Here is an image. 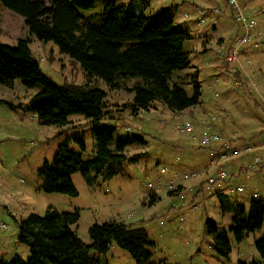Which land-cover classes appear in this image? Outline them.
Returning <instances> with one entry per match:
<instances>
[{"label": "rangeland", "instance_id": "rangeland-1", "mask_svg": "<svg viewBox=\"0 0 264 264\" xmlns=\"http://www.w3.org/2000/svg\"><path fill=\"white\" fill-rule=\"evenodd\" d=\"M219 2H224L226 8L221 7L223 13L216 25L209 10L202 14L197 7L204 8L203 0L117 2L118 6H132L138 15L165 12L174 17L179 30L189 31L191 38L183 42L182 49L189 54L190 65L174 72L172 79L189 97L197 86L202 95L199 105L183 112H173L155 102L149 110L135 113V93L128 90L135 79H121V88L95 79L92 86L106 93L107 115L99 123L73 114L65 126H46L28 110L39 87L28 88L20 80L0 84V259L11 262L30 258L29 244L20 239V225L30 215L44 216L51 208L58 212L79 211V222L72 231L87 245L91 244L92 226L124 222L148 232L155 244L153 259L159 264H262L256 242L264 236V228L238 243L230 230L234 213L223 207L233 203L249 209L253 199L264 200V168L256 163L257 157L264 162V0H242L246 18L255 22L262 36L242 48L237 64L226 62L224 53L243 30L226 0H214V5ZM103 9V1L95 0L93 9L79 13L88 19ZM202 17L205 22L199 24ZM26 38L31 40L30 48L41 71L54 83H87L79 63L60 52L53 42H43L31 34L25 20L0 3V43L15 46ZM237 82L241 87L236 86ZM212 115L220 120L212 121ZM201 119H208L203 128L208 125L211 134L221 135L219 142L208 146L211 149L200 146L198 133L175 130L186 121L196 123L200 129ZM102 125L117 128L112 149L119 139L135 140L126 153H147L145 158L127 163L125 175L99 180L96 185L86 182L80 172L72 174L76 196L46 192L40 172L45 165L53 164L59 146L67 143L70 150L81 152L74 139L80 135L86 142L83 161H88L95 151L92 129ZM235 149L244 153L209 167L213 150L221 155ZM250 164L252 169H243ZM221 170L229 175L228 180L211 185L208 179ZM192 173H198L197 177L182 179L184 174ZM171 181L180 183L183 190L171 194L166 188ZM155 194L157 201L152 204ZM218 194L226 196L228 202H221ZM210 221L219 232H227L229 256L220 255L214 248L213 237L207 232ZM106 260L109 264H136L132 255L116 244Z\"/></svg>", "mask_w": 264, "mask_h": 264}, {"label": "trees", "instance_id": "trees-1", "mask_svg": "<svg viewBox=\"0 0 264 264\" xmlns=\"http://www.w3.org/2000/svg\"><path fill=\"white\" fill-rule=\"evenodd\" d=\"M94 1L0 0L6 9L25 20L31 34L43 42L56 44L86 74L85 85H57L41 71L30 48V38L20 39L15 46L0 43V84L20 80L28 88L39 87L28 110L38 117L41 125L65 126L73 114L99 123L107 115V104L106 93L91 84L95 79L104 80L112 88H121V79H135L128 89L135 93V113L149 110L155 102L167 105L173 112H183L200 104V86L189 97L174 83L177 80L172 79L174 72L190 65L189 54L182 49L183 42L191 38L189 31L179 30L174 17L165 12L138 15L132 6H118V0H102L101 14L83 18L79 11L93 9ZM116 130L113 125L92 129L95 151L88 161H83L86 142L80 135L74 139L81 152L70 150L67 143L61 144L53 164L45 165L40 172L43 189L76 196L78 191L71 179L74 173L80 172L90 185L125 175V165L145 158L147 153L129 156L126 151L135 142L131 139L117 140L112 149ZM218 157L217 154L213 159ZM212 178L216 181L210 183L211 178L208 179L211 185L227 181L219 180L218 174ZM177 185L171 194L183 190L180 183ZM218 195L221 202H228L224 200L226 196ZM156 201L157 196H153L152 204ZM223 209L234 213L230 230L238 243L264 228L263 199H253L249 209L233 203ZM79 219L78 210L58 212L50 208L44 216L30 215L20 225V239L29 244L31 257L27 261L0 259V264H109L106 254L114 244L127 250L136 264H159L153 259L155 244L144 228H132L124 222L94 225L89 231L91 244L87 245L72 231ZM207 226L216 251L229 256L231 243L227 232H219L213 221ZM256 247L264 264V236L256 242Z\"/></svg>", "mask_w": 264, "mask_h": 264}, {"label": "built area", "instance_id": "built-area-1", "mask_svg": "<svg viewBox=\"0 0 264 264\" xmlns=\"http://www.w3.org/2000/svg\"><path fill=\"white\" fill-rule=\"evenodd\" d=\"M228 6L230 9L233 11L235 19L241 24L243 34L242 36L224 53V60L228 63H240L239 61V54L246 45L250 44L251 42L257 40L262 36V33L256 29V25L254 21L249 20L246 18L245 13H244V6L242 3V0H226ZM223 13V10L221 7L218 5H213L210 9V14L213 15V21L212 23L216 25L218 23V18L221 16ZM203 14V12H202ZM185 18H188V15L185 16ZM204 17H202L199 21V24L205 22ZM225 51V50H224ZM236 86L241 87L240 83H236ZM229 118V117H228ZM212 121H217L220 120V117L216 115H212L211 117ZM208 120V119H207ZM207 120H200V125L202 128L198 129V126L196 123L191 122V121H186L183 124H178L175 128L177 132L181 133H188V134H194L198 133L200 135V144L204 147H208L211 143L213 142H219L221 140V135L220 134H211L209 132V126L207 125L206 128H203V126L206 125ZM248 151V150H246ZM244 153L243 150H238L235 149L231 154L228 153H223L219 155L218 158L213 159L209 165V167H213L216 165H219L222 159H228L231 156H240ZM256 163L262 164V168H264V162H262V159L257 157L256 158ZM253 164H250L247 166V168H243L244 170L252 169ZM164 171V170H163ZM198 173H192V174H184L183 180H189L193 177H197ZM229 175L226 173V171H220L218 173V179L219 180H228ZM216 181L215 178L210 179V183H214ZM177 183L174 181H171L167 185V189L173 191L174 189L177 188Z\"/></svg>", "mask_w": 264, "mask_h": 264}, {"label": "crops", "instance_id": "crops-1", "mask_svg": "<svg viewBox=\"0 0 264 264\" xmlns=\"http://www.w3.org/2000/svg\"><path fill=\"white\" fill-rule=\"evenodd\" d=\"M203 2H204V8H202V7H200V6H197V7L200 8L201 12H202V11H205V10H209V11H210L211 7L214 5V0H203ZM218 5H219V7L226 8V4H225L224 2H219ZM226 11H228V15H230V14H229V10H228V8L226 9ZM184 22H187V21L184 20ZM212 28H213V29H216L217 27H216V26H212ZM221 40H223V39H221ZM222 43H223V42H222ZM222 43H221V44H222ZM217 154H218V153H217L215 150H213V157L216 156ZM212 159H213V158H211V160H212ZM153 196H154V195H153ZM153 196H152V197H153ZM155 196H157V194H155Z\"/></svg>", "mask_w": 264, "mask_h": 264}]
</instances>
